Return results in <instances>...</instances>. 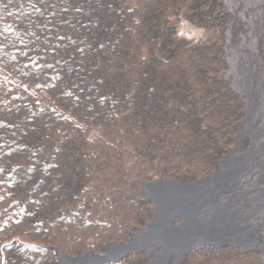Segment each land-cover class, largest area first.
<instances>
[{
  "label": "trees",
  "instance_id": "trees-1",
  "mask_svg": "<svg viewBox=\"0 0 264 264\" xmlns=\"http://www.w3.org/2000/svg\"><path fill=\"white\" fill-rule=\"evenodd\" d=\"M229 21L223 0H0V264L128 242L152 219L144 183L218 169L245 117ZM180 264L262 263L199 246Z\"/></svg>",
  "mask_w": 264,
  "mask_h": 264
},
{
  "label": "bare ground",
  "instance_id": "bare-ground-1",
  "mask_svg": "<svg viewBox=\"0 0 264 264\" xmlns=\"http://www.w3.org/2000/svg\"><path fill=\"white\" fill-rule=\"evenodd\" d=\"M241 16L253 27L251 16ZM231 25L226 33L230 40ZM257 41L258 38L251 37L250 43H242L240 52L232 49L230 55L234 61L231 62L230 73L237 76L241 69L246 68L242 59L246 57L244 49L247 45L257 49ZM234 78L237 87L245 90L249 97L248 117L240 136L249 135L250 146L244 149L242 145L236 147L225 157L220 170L202 181L180 184L165 178L145 184L146 191L154 199L156 215L146 231L135 233L131 246L148 252L157 248L159 262L172 253H183L198 242H220L224 238L244 246L255 245L264 252V100L257 95L262 86L253 82L250 71ZM174 215L183 217V222L176 227L171 225ZM259 228L263 233L256 235ZM116 248L119 246L113 245L108 249L113 252ZM108 254L78 260L59 254V259L61 264H96L105 260Z\"/></svg>",
  "mask_w": 264,
  "mask_h": 264
},
{
  "label": "rangeland",
  "instance_id": "rangeland-1",
  "mask_svg": "<svg viewBox=\"0 0 264 264\" xmlns=\"http://www.w3.org/2000/svg\"><path fill=\"white\" fill-rule=\"evenodd\" d=\"M223 1L227 7L228 12L230 13V21L228 22L227 27L229 28L231 23L232 22L233 23L231 25V29H232L231 30L232 31L231 40L229 39L230 37L228 38L227 34L225 35L226 38H225V42H224V50L226 52V59L228 62V67L222 73V78L225 80H228L230 82L231 88L244 101L245 117H244V122H243V125L241 128V131H240V132H242L245 129L244 124H246V119L248 117V99H249V97H248V94L246 93L245 90L237 87V84L235 83L234 77H237V76L239 77V76H241V73L245 74L247 71H250V73L252 74L253 82L259 83L262 86V89L257 93V95H261L263 100H264V1H262V0H253V1L250 0L249 3L247 0H223ZM235 2H237V4L233 5V3H235ZM242 14H244L246 17L251 16V18L253 19V23H254L253 27H250L245 21L242 20V16H241ZM188 25L185 24L183 27V25L181 24L180 30L183 27L182 32L183 31L185 33L188 32L189 34L192 33L193 31L195 32V30H193L194 26H192L190 23H188ZM227 29H226V31H227ZM251 37L252 38H258V41H257L258 42V45H257L258 48L253 50V48L251 46H249V45L246 46V48L244 49V53H245L246 57H242V59L245 62L246 68L241 69L240 70L241 73L238 72V75L235 76L234 73H230V71L232 69L231 68L232 67L231 62L234 61L233 57H232V55H230V53H231L232 49L240 52L242 43L245 42V45H246V43H250ZM228 39H229V41H228ZM227 49L229 51H227ZM249 67H252V69ZM249 79H247V81ZM250 144H251V137L249 135L241 136L238 144L237 143L235 144L232 151L228 155L232 154L236 147L242 145V149H244V148H248L250 146ZM220 168H221V166L218 167V170H220ZM213 173L214 172H212L211 174H213ZM161 179H165V177L160 178L159 180H161ZM166 179L173 181L172 179H169V178H166ZM194 182L195 181L184 182L183 184H189V183H194ZM145 184H150V182L143 184V190H144V192L148 198L150 195L146 191ZM151 204H152V202H151ZM152 218H153V212H152ZM182 222H183V217L181 215H174L171 218L172 227L179 226ZM146 227L144 229H146ZM144 229L134 230L132 232V237L129 241L133 242V240L135 238V236H134L135 233L139 232V230H144ZM261 232H262V230H261V228H259L256 231V235L258 233H261ZM199 246H212V247L230 246L232 248L238 249L240 252L256 251L259 253L260 262L262 264H264V252L260 248H258L255 245H251V246L245 245L244 246L242 243H238V242L230 240L228 238H224L220 242H212V241L198 242V243L190 246L183 253H172L167 258H164V259L162 258L161 262H159V257H160L159 255L160 254H159V251L157 248H156V250L148 252L147 250H145L141 247L134 246L133 248L130 249V252L136 251L138 253H141L142 260H141V263L139 262L140 264H180L185 259L186 255L190 251H192L194 248L199 247ZM124 252H125V249L123 247L119 246V248L118 249L116 248V250H114L113 252H110V250L107 249L106 251L101 252V253L104 255L105 254L107 255L109 253L110 254V255L108 254L109 257L112 256L111 259L116 261L119 256L124 254ZM128 255H129V253L126 256H128ZM123 257H125V256H121L120 259H122ZM57 258H58V264H61L59 257H57Z\"/></svg>",
  "mask_w": 264,
  "mask_h": 264
},
{
  "label": "water",
  "instance_id": "water-1",
  "mask_svg": "<svg viewBox=\"0 0 264 264\" xmlns=\"http://www.w3.org/2000/svg\"><path fill=\"white\" fill-rule=\"evenodd\" d=\"M243 122H244V119H243ZM243 122H242V125H243ZM240 131H241V130H240ZM240 131H239L238 134L236 135V143H237V144H238L239 139H240V137H241V136H240V134H241ZM227 156H228V154L225 155V156L223 157V159L221 160L219 166L222 165L223 160H224L225 157H227ZM216 171H217V170H216ZM216 171H214V172H216ZM210 175H211V174H210ZM210 175H208V176H210ZM208 176H206V177H208ZM206 177H205V178H206ZM205 178H203V179H201V180H195V181H202V180H204ZM157 180H159V179H156V180H154V181H157ZM154 181H152V182H154ZM152 182H150V183H152ZM173 182L180 183V184H183V183H184V182H181V181H178V180H173ZM148 199H150L151 202H152V204H151V210H152V212H153V218H152L151 222L147 225L146 229H144V230H139V232L146 231V230L149 228V226L154 222V219H155L156 212H155V202H154V199H153L152 197H150V196L148 197ZM131 243H132V242H130V241H129V242H111V243H109V244H107V245L104 246V251H106L110 246H113V245L125 246V247H126L125 252H124V254H122L121 256H126V255L130 252V249L134 247V246H131ZM55 252L57 253V254H56L57 257H59V254L64 255L63 253L58 252L56 249H55ZM105 255H106V254H105ZM64 256H66V255H64ZM86 256L103 257L104 254H102V253H101V254H100V253H98V254H94V253L89 252V253H86L85 255L81 256V257H68V256H66V257H68L69 259H72V260H78V259H84ZM121 256H119V257L117 258L116 261H119L120 258H121ZM111 257H112V256H110V257L108 256L105 260L100 261V262H97V264H106V263H108V262H116V261L112 260Z\"/></svg>",
  "mask_w": 264,
  "mask_h": 264
},
{
  "label": "built area",
  "instance_id": "built-area-1",
  "mask_svg": "<svg viewBox=\"0 0 264 264\" xmlns=\"http://www.w3.org/2000/svg\"><path fill=\"white\" fill-rule=\"evenodd\" d=\"M185 24L188 25V23H187L185 20H182V25H183V27H184ZM188 26H189V25H188ZM183 27H182V29H183ZM189 27H190V26H189ZM191 28H192V27H191ZM182 29L179 31V33H180V34H185V35H187V36L190 37V38H192V37H193L194 35H196L197 32H198V29H196V28L194 29V28H193V30H195L196 33L193 31L192 33L189 34L188 32H187V33H185L184 31L182 32ZM188 29H189V28H188ZM194 33H195V34H194Z\"/></svg>",
  "mask_w": 264,
  "mask_h": 264
}]
</instances>
